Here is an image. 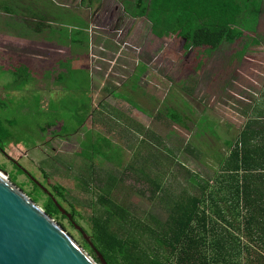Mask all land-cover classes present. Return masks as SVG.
<instances>
[{"label": "rangeland", "instance_id": "1", "mask_svg": "<svg viewBox=\"0 0 264 264\" xmlns=\"http://www.w3.org/2000/svg\"><path fill=\"white\" fill-rule=\"evenodd\" d=\"M15 1L0 0V3L2 6L11 7L14 6ZM38 1H40V6L37 9L34 8L35 11L42 13L44 8L48 9L47 23L51 21L55 25L63 26L62 31L65 33L68 32L66 26L70 22H78V19L91 20L97 10L100 12L94 18L96 22H101L102 19L108 21L110 13H114L116 10L121 12L119 20L124 22L127 21L126 19L130 21L131 15L138 16L139 11L141 12L145 7L148 8L144 16L152 23L155 22L152 30V36L155 39L150 43V53L153 50L156 56L151 67L154 69L155 81L152 78L148 80L151 89L145 88L148 96L155 97L153 104L155 108L150 110H158L157 114L159 115L164 114L165 110L159 105L163 103L165 108H171L177 114L180 113L185 117L189 115V120L186 118H183V122L167 120L169 124L161 127L166 138H161L157 143H163L169 147V153L165 155L157 150L155 170L151 166L150 158L132 156L121 158L125 151L120 144L100 132L96 126H91L88 121L92 101L97 104L106 99L105 93H96L99 86L97 81L103 80L104 86L114 93L116 90L110 89L123 84L126 76L130 74L132 65L127 64L128 70L121 69V60H118L115 54L116 49L127 53L128 48L132 51L135 47L141 46L151 27L146 18H141L136 20V23L138 22L136 32L127 27L131 35L125 38V44L121 40L119 43H114L116 42L114 40L107 41L110 42L107 53H105L108 62L102 63L103 69L109 68L106 77H103V73L99 72L95 76L93 67H96L99 61L92 67V61L86 55L81 58H75L72 55L70 65L66 59L61 60V63L64 64L65 75L59 82V86H64V88L62 87L63 89L59 93L54 94L52 91L55 88L54 84H58L56 77L59 75V71L55 68L56 65H53V59L49 58L50 60L44 61L39 56L22 54L14 56L17 61L11 65L14 68L11 71L6 72L4 65L2 68L0 67L2 71L0 79V169L8 173L9 181L12 178L15 179V183L21 186L24 191L22 193L25 195L35 191V183L40 190V202L37 205L41 208L47 196L46 191L57 195L54 186L63 187L66 192L64 199L57 197L56 200L67 213L71 214L74 206L78 214L75 223L88 238L91 231L86 220L92 215H98L103 210L98 198L104 196L106 191L114 203L128 208L132 217L142 219L152 228H156L158 226L156 222L163 223L165 221L169 203L181 191L197 195L199 194L198 183L213 182L215 172L220 169L222 158L228 156L226 154L230 143L225 142L224 138L236 141L240 133L238 124L242 123L243 125V120L238 115L235 117L234 114V112L237 113V106L242 108L244 106L242 102L245 103V100L253 102L259 98L255 84L252 83L255 86L254 91L245 92L247 99L239 101L244 96V91L236 90L233 83V86L230 87L231 90L228 91L229 84H224L231 79L230 76L217 75L216 81L212 79L211 74L215 69L210 61L211 55L207 58L205 66L198 71L199 74L189 75L198 62V54H193L188 46L184 51L181 41L177 37L173 36L175 39L164 38L170 33L176 35L182 31V27L179 25L183 23L184 18L189 16L183 11L186 0L177 2L174 0L175 6L179 7L174 12L157 11L150 15L148 12L149 0H141L142 3L139 7L136 6L138 0ZM168 1L170 3L172 0ZM262 1L264 0H251L250 2L243 0L240 3L239 0V3L236 1V5H234L230 0V11L234 13L239 6L243 11L234 19L233 14L226 12L228 20L224 23L251 36L250 33L254 32L256 24V14L250 12L251 3H256L253 5L255 10L257 4L259 5ZM217 2L215 0L214 2L201 3L203 9L207 8L211 13H214L215 17H220L228 6H225L223 2ZM86 7H91L90 11L86 10ZM12 15L13 21H20L27 26H35L40 21L39 16H22L20 12L16 13V11L12 12ZM40 16L43 17V15ZM190 25L194 28L197 24ZM18 30L23 34H35L32 27L30 29H13V31ZM54 30L56 27L52 26V30L47 29L43 32L46 36L53 37ZM95 31L98 30L95 29ZM104 31L107 30L104 29ZM158 35L163 36L159 38ZM60 36L62 40H65L63 33ZM255 38L257 37L254 33L250 39L255 41ZM244 41L233 46L232 53L240 51ZM85 44H87L86 41ZM84 47L83 45L82 48ZM260 48L262 54L264 46ZM77 49L79 48L77 47ZM222 50L224 49L222 48ZM226 50L228 51L229 48ZM85 53H88V48L85 49ZM247 54L249 55L244 49L238 57H245ZM76 56L79 55L76 54ZM142 59L144 62L143 57H141V62ZM168 60L172 61L173 71L168 69L170 65ZM242 63L239 64V67ZM243 65L245 64L243 63ZM247 65L249 66V64ZM70 66L74 68L72 71L69 70ZM18 68L20 72L13 73ZM179 69H183L185 74L179 73ZM118 70L121 74L124 73L123 76L119 74ZM170 73H174V75H170ZM167 76L169 77L167 78ZM115 81L118 83L116 84ZM243 81L252 87L246 79ZM142 103L141 101V105ZM184 103L193 108L195 112L193 115L189 111L186 112ZM228 104H233L234 112L231 109L230 114ZM183 109H185V113H183ZM201 115L206 119L198 120ZM233 117L235 118L233 119ZM231 119L236 123L233 124L235 127L231 130H228L224 125L217 124H226ZM197 120L199 121L198 127H194ZM184 122L189 128L191 127V132L184 130ZM212 123L215 124V131ZM197 128L199 130L197 133L204 136L195 137ZM141 136V147H144L143 141L147 139V135L144 133ZM188 138L189 142L186 141ZM187 142L188 150H185L183 147H187ZM143 151H147V147L141 148L142 156L146 155V152ZM121 159L124 162L118 165ZM24 172L28 175H25ZM156 182L159 183L160 190L153 195L152 183ZM59 220L64 224L65 231L74 238L80 247V230L72 228L68 219L59 218ZM127 229L134 230L130 225L117 227V231L120 233Z\"/></svg>", "mask_w": 264, "mask_h": 264}, {"label": "trees", "instance_id": "2", "mask_svg": "<svg viewBox=\"0 0 264 264\" xmlns=\"http://www.w3.org/2000/svg\"><path fill=\"white\" fill-rule=\"evenodd\" d=\"M177 1L179 0H175ZM214 1L186 0L183 11L189 16L179 25L182 31L176 35L170 33L164 36L177 37L181 45L185 42L184 51L188 46L193 54H198V62L192 68L194 71H200L209 55L220 48L223 42L234 43L246 34L224 23L228 20L226 12L233 14L234 19L242 13L241 6L233 13L229 8L230 0H217V3L223 2L228 7L220 17H215L209 9H203L201 3ZM232 1L234 5L236 1L239 3V0ZM37 3L40 6L38 0H16L14 6L6 7V11L11 14L20 12L27 17L39 16L41 28L47 23L48 9L44 8L42 13L36 12L34 8ZM43 3L46 4L44 1ZM141 3L138 0L136 6L139 7ZM251 4L253 7L256 3ZM148 7L149 15L157 11L174 12L179 8L178 5L175 6L174 0L170 3L168 0H149ZM145 12L146 7L139 11V16L145 15ZM192 23H196V27L192 28ZM154 24L155 22L152 23V30ZM162 36L158 35L159 38ZM250 45L249 42L241 53L244 49L247 51ZM239 53L240 51L237 54ZM172 115V120L178 121V115ZM250 127L251 124H247L237 140L229 142L230 153L222 158L213 182L198 183L197 195L181 191L169 203L165 221L156 222V228L142 219L132 217L128 208L114 203L106 191L104 196L98 198L103 210L86 220L91 231L89 238L84 237L80 230V247L96 264H264V141L256 142L257 137L250 134ZM10 181L23 191L15 183V179ZM152 186L154 195L160 190V185L156 182ZM54 190L57 192V195L52 194L54 199H64L66 192L63 187L54 186ZM39 193L40 190L35 185V191L27 196L38 204ZM53 198L46 196L42 209L66 229L59 218H67ZM58 204L62 206L59 202ZM71 214L72 220L69 223L72 228H76L73 222L78 214L74 206ZM127 225L134 230L127 229L121 233L117 231L118 226Z\"/></svg>", "mask_w": 264, "mask_h": 264}, {"label": "crops", "instance_id": "3", "mask_svg": "<svg viewBox=\"0 0 264 264\" xmlns=\"http://www.w3.org/2000/svg\"><path fill=\"white\" fill-rule=\"evenodd\" d=\"M38 3L36 5V9L39 8ZM90 8L86 7L85 9H89L90 11ZM6 9V6H0V67L2 68L4 65L6 72L14 69L11 65L17 61V59L14 57L16 55L31 54L33 56H39L40 58H43L44 61L50 60L49 58H51L53 59V65L55 64V68L59 71V75L56 77L58 84H54L55 88L52 91L54 94L56 92L59 93L64 88V86H62L63 88L59 86V82L65 75L64 64L61 63V60L66 59L68 61V65H70L72 55H74L75 58H81L82 56L86 55L88 59L92 61V67L94 63L99 61L96 64V67H93L95 76L96 73L99 72L103 73V77H106L109 68L103 69L102 63L106 64V62H108L107 58H105V53H107V47L109 46L108 43L110 42L107 41L114 40L116 41L114 43L123 41L125 44V38L131 35L127 27L130 30H134L136 32V25H138L136 20L141 18H146L148 24H150L151 27L153 26L151 21L144 15H131L130 21L126 19L127 21L123 22V20H119V17H121V12L118 10L113 13L114 17L111 22H96V19L94 18H96L100 12V10H97L93 19L91 20L78 19V22H70V24H68L69 26H66L68 28L67 33L62 31V29H64L63 26L55 25L52 22L46 23V25L42 26L41 28L52 30V26L56 27L53 37H48L44 34L43 29L39 27L40 24H36L35 26H27V24L20 21H13V15L6 11ZM147 10L148 8H146V11ZM251 12L256 14L254 32L250 33L251 36L255 33V36L257 37L255 38V41L250 39L251 36L245 34L242 38L234 41V43L223 42L220 48L213 51L210 61H212L213 69H215V71L211 74L214 81H216L215 77L217 75L227 77L230 76L231 79L224 83L229 84L228 91L231 90L230 87L233 86V84L236 90L242 89L244 91V96H242L239 101H242V99H247L245 92L254 91L253 89L256 86L259 94L258 100L253 102L250 100H245V103L248 104L242 102L244 104L242 108L238 105L236 108L237 113L233 111V104H228V108L229 114L231 113L232 109L235 117L238 115L240 119L243 120V125L242 123L238 124V132H241L243 129H245L247 124H251L249 132L252 136L257 137L256 142H260L261 140L264 141V138H262L264 135V51L262 54L260 53V47L264 46V1H262V3H260L255 10L252 7ZM31 27L35 33L33 35L23 34L19 30L13 31V29H30ZM151 27L149 28L150 30L148 34L145 35L146 37H144L141 46L135 47L132 51L128 48L127 53H125L123 50L118 51V49H116L115 56L118 57V60H121L120 68L128 70L127 64H131V72L128 76H126L125 82L123 84L116 86V88L110 89L116 90L114 93L110 92L109 89L104 86L103 80L100 79L97 81L99 82V86L97 87L96 93H105L106 99H103L97 104H94L92 101L91 112L89 114L88 121L90 122L91 126H96L100 132L120 144L121 148H123L125 151L123 157L121 158H127L129 156L138 158L146 157L147 159L150 158L151 166L153 170H155V165L157 164V150L161 151L165 155L169 153V147H166V145L163 143H157L161 138H166L165 132L163 133L161 131V127L169 124V121L167 120L171 121L173 119L172 113L177 114V112L175 110H171V108H165L163 103H160L159 105H161L163 110H165L164 114L159 115L157 114L159 112L158 110H150L155 108L153 105L155 97L148 96L146 94L147 89L145 90V88L151 89L150 82L148 80L152 78V80L155 81L156 77L154 76V69L151 68L156 58L153 50L152 53H150V43L153 39H155L152 37ZM95 29L98 31H95ZM104 29L107 31H104ZM61 33L65 35V40L61 39ZM169 38L175 39L174 37ZM243 40L245 41L242 45V48L240 49V53L241 50L250 42V49L247 50L249 55L247 54L245 57H238V51H236V53L235 51L232 53V47L237 46L238 43H242ZM85 41L87 44H85ZM83 45L85 46L84 48H82ZM184 45L185 42L182 44L183 48ZM77 47L79 49H77ZM86 48H88L87 54L85 53ZM222 48L224 50H222ZM226 48H229V50L227 51ZM257 51H259V53H257ZM76 54L79 56H76ZM141 57L144 58V62L143 59L141 62ZM168 62L170 63L168 67L169 71H173L172 61L168 60ZM242 62L245 65H243ZM240 63L242 64L239 67ZM246 63L249 64V66ZM72 69L74 68L70 66L69 70L72 71ZM17 71H19V68L13 73H16ZM6 72L4 73L7 74ZM1 73L2 71L0 70V79L2 78ZM174 73H170V75H174ZM179 73L185 74L183 73V69H181ZM194 73L199 74L198 71L191 70L189 75ZM119 74L121 73L119 72ZM123 74H121V76H123ZM169 76H167V78ZM235 78L240 80L233 81L232 79ZM245 79L247 82H249V84L252 85V87H249L247 83L243 81ZM115 83L117 84L118 82L115 81ZM252 83L255 84V86H253ZM214 87L217 88L216 86ZM141 101L143 102L142 105ZM184 104L186 107V112L189 111V113L193 115V113H195L193 108L188 106L187 103ZM184 111L185 109H183V113H185ZM177 115L179 117L178 122H183V118L189 120V115L186 117L180 113ZM235 117H233V119ZM201 118L206 119L205 116L201 115L198 117V120ZM198 120L194 127H198ZM217 124L220 126L224 125L228 128V130H231L235 127L233 124L236 123L231 119L226 124ZM184 127V130L191 132V127L189 128L187 123L184 124ZM214 127L215 124H213V130L215 131ZM198 131L199 130L197 128L195 131V137L198 138V136H204L197 133ZM144 133H146L147 139H144V143L142 142L145 146L141 147V135ZM224 140L228 143L235 142V140L228 138H224ZM186 141L189 142V138ZM188 142L187 147H183L185 150H188ZM159 146L161 147V150ZM145 147H147V151L143 152H146V155L142 156L141 148ZM230 150L231 147L228 146V153L226 155H229ZM123 162V159H121L118 165L123 164ZM142 167H144V165Z\"/></svg>", "mask_w": 264, "mask_h": 264}, {"label": "water", "instance_id": "4", "mask_svg": "<svg viewBox=\"0 0 264 264\" xmlns=\"http://www.w3.org/2000/svg\"><path fill=\"white\" fill-rule=\"evenodd\" d=\"M53 200L71 221L72 214ZM76 228L80 230L77 225ZM0 264L96 263L64 228L8 180L6 171L0 169Z\"/></svg>", "mask_w": 264, "mask_h": 264}, {"label": "flooded vegetation", "instance_id": "5", "mask_svg": "<svg viewBox=\"0 0 264 264\" xmlns=\"http://www.w3.org/2000/svg\"><path fill=\"white\" fill-rule=\"evenodd\" d=\"M113 17H114V16H113V13H110V16H108V19H109L108 21L111 22V21L113 20ZM98 19H99V17L97 18V20H98ZM101 22H102V23H106V20H103V19H102ZM24 173H25V172H24ZM25 175H28V174L25 173ZM34 185H36V184L34 183ZM33 189H34V188H33ZM45 193H46V195L49 196V197H51L50 195H52L50 192H47V191H46ZM49 193H50V195H49Z\"/></svg>", "mask_w": 264, "mask_h": 264}]
</instances>
